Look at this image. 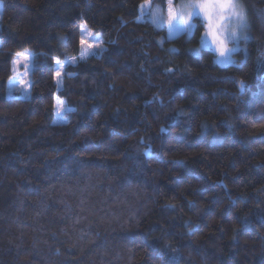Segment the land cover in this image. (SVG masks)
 I'll list each match as a JSON object with an SVG mask.
<instances>
[{"label": "trees", "instance_id": "obj_1", "mask_svg": "<svg viewBox=\"0 0 264 264\" xmlns=\"http://www.w3.org/2000/svg\"><path fill=\"white\" fill-rule=\"evenodd\" d=\"M2 1L28 15L0 26V264H264V0L227 65L143 0ZM81 24L105 50L80 59ZM25 49L31 95L7 97Z\"/></svg>", "mask_w": 264, "mask_h": 264}, {"label": "snow or ice", "instance_id": "obj_2", "mask_svg": "<svg viewBox=\"0 0 264 264\" xmlns=\"http://www.w3.org/2000/svg\"><path fill=\"white\" fill-rule=\"evenodd\" d=\"M142 7L151 9L152 21L157 25L166 22L169 25L170 34L186 32L191 35L193 34V29L199 31L197 27L199 22L194 20V17H203V20L206 22L203 24V27L207 35L212 37V43L216 45V52L219 57L223 58L222 63L230 62L231 57L230 55L226 56V53L236 50V48L229 49L227 40H232L239 47L240 39L244 41L250 39L246 34L249 30V19L246 14L245 5L241 3V0H181L179 5L175 3V0H161V3L155 8H152V0H143ZM162 7H166V17L161 14ZM260 14L264 17V10H261ZM81 28L83 34L79 37V44L81 46L80 59H85L93 48L105 50L102 48L103 41L99 43H90L88 41L87 37H92L94 34L90 28H87L86 24L82 25ZM61 39L63 40L65 38L62 36ZM202 46H208L207 39L203 37ZM261 57H264V52H261ZM51 59L55 65H58L57 70L53 72V78L57 79V85L59 86L61 83L59 78L61 77V72L65 64L61 63L57 57H52ZM66 62L75 64L77 57L67 56ZM31 64L32 59L28 49L15 53L12 59L13 75L17 77L21 75L18 67L22 65L24 68V78L21 79V84L26 83ZM169 71L171 70L169 69ZM9 79H12V77H9ZM239 83L242 95L245 82L241 80ZM63 106V101L57 102L58 111L62 110ZM68 110L72 111L71 108Z\"/></svg>", "mask_w": 264, "mask_h": 264}, {"label": "rangeland", "instance_id": "obj_3", "mask_svg": "<svg viewBox=\"0 0 264 264\" xmlns=\"http://www.w3.org/2000/svg\"><path fill=\"white\" fill-rule=\"evenodd\" d=\"M160 3H161V1H159L157 3H154L152 5V8H155ZM175 3L177 5H179L181 3V0H175ZM141 10L143 11V13H142L143 14V17L147 18L154 25H156L158 27H164L166 29V35L168 37H172V36L178 34V33H176V34H170L169 25L166 22L163 23V24H161V25H157L156 23H154L152 21V18H151V14H150L151 13V9L150 8H148V7H142V5H141ZM20 12H23L24 14H27L22 9H20V8L14 6L12 4H8V3L0 0V26L3 25L4 23L6 25L8 24V26H13V23L14 22L20 23L19 20H21V22L22 21L25 22L26 20L23 18L24 17V14H21ZM161 14L166 17V7H162L161 8ZM246 14H247V12H246ZM195 18H200V20L202 21L203 24L206 23L203 20V17H201V16L194 17V20H195ZM82 25H84V24H81L80 25L81 35L83 34V31H82V28H81ZM87 28H89V27L87 26ZM92 32H93L94 35L92 37H87L88 41L90 43H99L100 42V40H98L99 39V36L93 30H92ZM246 34L250 37L249 30H248V32ZM202 37L205 38V39H207V41H208V46L207 47L202 46ZM248 41H249V39L247 41H244L243 39H240L239 40V47H237L235 42H233L232 40H227V44L229 46V49L231 50L232 48H236V50L235 51H230V52L226 53V56L230 55V57H231L230 62L222 63L221 61L223 60V58L222 57H219L218 53L216 52V45L212 43V37L207 35V32H206L205 28L203 27V31H202V34H201V37H200L199 44H198V46H195V47L191 48V52L193 54H195V55H199L201 48H208V49H210V50H212L214 52L216 63H218L219 65H227V64H231V63H235L236 62V58H237L236 53H238V52H241L243 54V57H244V55L246 53L245 49H247ZM97 49H99V48H93L88 53V55L89 54H92V53H96L97 52ZM29 55H30V57L32 59V53H31L30 50H29ZM33 65L34 64H33V59H32V64L30 65L29 70H28L27 81H26V83L21 84L20 81H21V79L24 78L23 77L24 68H23L22 65H20L18 67V70L21 73V75L19 77L14 76L13 75L12 63H11V73H10V75L7 78L6 86H5V95L7 97H11V96H19V97H22V98H28V97H30V95H31V93H30V86H31V76H30V74H31ZM9 77H12V79H9ZM59 80L61 81V83L58 86L57 85V79H56V86H57V88H59L61 86V84H62V72H61V77L59 78ZM58 101H63L64 102L63 109L62 110H59V111L57 110V102ZM69 108H70V106L66 103L65 99L63 97H59L58 95H56L55 96V109H54L53 122H55V123L63 122L65 120V112Z\"/></svg>", "mask_w": 264, "mask_h": 264}]
</instances>
